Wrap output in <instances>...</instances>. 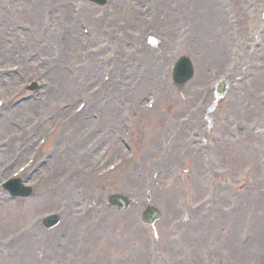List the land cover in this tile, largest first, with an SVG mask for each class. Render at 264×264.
I'll list each match as a JSON object with an SVG mask.
<instances>
[{"label": "rangeland", "instance_id": "obj_1", "mask_svg": "<svg viewBox=\"0 0 264 264\" xmlns=\"http://www.w3.org/2000/svg\"><path fill=\"white\" fill-rule=\"evenodd\" d=\"M63 2L71 13V16L66 18L68 24L73 26L79 37L82 38L78 30L79 23L83 22L82 24L91 31L89 40L85 42V50L91 54L90 60L93 62L90 64L94 65V68L90 72L95 76L88 80L80 77L73 84H67L68 88L66 85L56 87L68 100H57L56 97L62 94L55 91L54 105L37 113L42 118L34 125L32 122L36 115H29L18 122L14 120L20 125L19 131L33 125L32 133L19 137L15 136L16 131L13 129L0 133V181L15 174L21 161L24 162L30 155L23 150V157H20L18 154L22 153V147L33 145L34 137L38 136L39 132L49 133L53 126L57 127L56 135H59V138H56V135L52 138L45 153L52 151L57 142L59 147L77 144V151L74 153L82 155V148L88 147L96 134L86 141L79 140V143L72 136L69 140H61V135H73L68 129L78 126V122H81L78 118L67 124L64 115L68 111L63 114L64 105H70L71 109H74L78 101L83 99L88 93L87 90L101 77L100 71L95 70L97 60L106 61L111 49L120 55L116 63V69L119 65L120 76L98 96V106L91 111L93 117L101 120L99 129L105 131L110 139H114L110 134L111 129L120 133V138H123L126 130L136 129L141 119H147L143 115L147 95H153L157 99V114L153 113L156 115L149 121L146 132L138 131L132 149L137 151L136 160L101 182H87L90 178L89 175L83 176L85 170L82 169L80 160L63 164L62 160L56 157L61 165H56L55 160V173L52 177L39 183L37 187L33 183L36 194L34 198L12 203L13 201H9L7 195L0 190V264H37L35 261L40 258L42 252L51 249L58 253L57 248L64 246L63 240L70 237L67 252L71 243L77 245L84 240V237H78L83 234L82 227L86 228L83 236L89 235L88 238L91 239H87L79 248V255L84 261L93 256L90 247L97 241L94 238H99L98 242L100 238L114 239L123 236L124 231L128 229L131 240L127 236L126 241L127 245L131 246L129 250H125L129 254L132 253V256L125 264H131V258L132 264L137 262L135 256L140 252L143 243L146 246L143 264H147L148 256H151V264H264V179L262 181L258 177L251 178L253 169L257 174L260 169L258 158L264 157V151H258L256 146L264 148V143L258 140V145H254L250 137H244V145L247 144L248 147L247 154L243 164L236 167L234 162L233 166L226 162L228 153L222 150L227 141L235 138L234 131L237 130L238 134H241L245 127H259L261 133L257 135L264 141V0H109L103 7L86 5L78 0ZM71 3L84 6L81 8L80 17L73 15ZM35 6L39 7V24L46 10L56 11L60 7L56 0H0V32H3V39L4 33L8 34L12 24L25 23L19 18L10 21L18 14L17 9L26 8L29 11L30 7ZM8 11L10 13H7ZM90 43H93L92 46ZM102 46L107 49H103V57L99 55ZM220 51L221 56L218 54ZM176 55H186L192 60L195 76L186 86L170 90L165 88L164 81L159 77L163 75L162 77L169 78L167 70ZM230 56L232 57L229 58ZM127 59H130L129 63L125 64L126 61L122 64ZM148 60L153 62V66L156 65L153 69L146 66ZM230 60L239 62L225 99L211 112V98L208 95L203 108L194 112L200 95L206 93V89L226 73ZM241 61L251 67H243ZM76 66L78 65L69 64V69L75 72ZM250 68H255L253 77L246 81L238 80L239 76ZM255 74L262 80H255ZM68 77L71 78V75L68 74ZM114 86L118 88L112 93H115L112 97L109 91ZM237 87L248 92L247 97L251 98H247L248 107L244 102L239 107L231 104L229 106L228 101L230 97L231 100L234 99L232 93L237 92L234 90ZM71 96L75 97L74 102ZM89 114L87 112V117ZM168 122H174V128L166 129ZM176 122L178 125L175 127ZM225 126L228 127L227 132L224 130ZM203 127L207 139H219L216 149L200 136L209 147H213L210 151L202 149V143H199L197 136L199 131L202 133ZM239 127L241 130H238ZM252 132V129L248 130V135ZM85 133L84 130L82 135ZM175 134V145L168 156L163 158L162 154L166 152L170 135ZM119 155L111 154L107 162ZM182 160L185 161L179 162ZM97 162L98 160L96 165ZM107 165L98 166L95 175ZM90 168L89 165L88 172ZM36 170L43 175L44 170L35 167L34 171ZM64 171L73 172L76 177H80L79 180L63 186L59 179L65 176ZM130 178L131 182L128 183ZM241 179L243 191L240 189ZM156 181L160 183L157 190ZM62 189L66 198H57L60 194L56 191ZM105 191L123 194L133 201V205L124 213L107 209L105 212L94 214V205L91 202L96 205L98 197ZM49 201L53 204L48 206ZM148 201L156 205L162 214L152 229L156 235L149 241L150 253L148 234L153 232L140 222V214ZM60 203L68 204V211L73 213L74 220L71 221L76 220L77 225H69L66 218L69 214L64 215L60 224L67 223L66 228L56 235H53L54 232L49 240L45 237L51 235L57 227L50 232L40 227L35 228L23 240L16 242L21 239L17 238L19 229L24 228L30 219L57 211ZM187 205L188 207H185ZM91 207L88 217L78 219L77 213L80 209L86 212ZM17 211L18 216L13 214ZM255 211H259L257 222H251L250 217L256 215ZM130 215L135 218L133 224L131 221H125ZM244 215L247 220L242 219ZM96 225L104 226L103 231L92 230ZM69 229L73 232L70 233ZM14 240L15 244L12 245ZM38 240L43 241V244L37 245ZM134 248L137 249L135 252ZM10 253L14 255L8 257ZM231 254L236 257L232 259ZM48 255L46 259L41 257L44 260L41 264H54L55 260L47 259ZM97 260L95 257V262Z\"/></svg>", "mask_w": 264, "mask_h": 264}, {"label": "bare ground", "instance_id": "obj_2", "mask_svg": "<svg viewBox=\"0 0 264 264\" xmlns=\"http://www.w3.org/2000/svg\"><path fill=\"white\" fill-rule=\"evenodd\" d=\"M57 1V3H58V5L59 6H61V7H63V8H65V6H64V2H63V0H56ZM65 14L67 15L68 13H67V11H65ZM24 17H26L27 18V16H24ZM33 18H35V17H33ZM35 25V24H34ZM68 28H70V26H68ZM71 33V32H70ZM36 35H38V31H36ZM70 36H72V37H74V33L72 34V35H70ZM76 36V39L77 40H72V39H68L67 37H59V38H56V37H54V36H51V35H47L46 36V40H48V41H52V42H55L56 43V48L58 49V50H60V53L62 52V57L63 58H66V56H67V53H68V50H70L72 53H75L76 54V51H77V45H78V36L77 35H75ZM35 37L36 36H30L29 37V39H28V43H29V45H33L34 44V42H35ZM41 43H44V41H42ZM5 46H7V45H5ZM30 50V49H29ZM35 51V50H34ZM218 54L221 56V54H222V52L220 51V52H218ZM73 56H74V54H73ZM0 58H2L3 59V62H5V60L7 59L6 58V56H5V54H4V52L2 53V51L0 50ZM73 58H75V56L73 57ZM71 62H73V61H71ZM153 63V62H152ZM94 73L93 72H90V73H88V72H84V73H82L81 74V77H82V79L83 80H88V78H91V77H93V76H95V75H93ZM49 81H50V84H51V86H49V88H52V92L54 91V89L55 88H53V87H59L60 85L62 86V85H66V87H67V84H69V83H72L73 84V82L68 78V77H66L65 76V71L64 70H61V71H58L57 73H53L52 74V78H50L49 79ZM68 88V87H67ZM63 97H64V99H67V96L66 95H62ZM240 99V98H239ZM239 99H237V101H239ZM49 100L50 101H54V99H53V94H51L50 95V98H49ZM68 100V99H67ZM71 100L72 101H74L75 100V97L74 96H71ZM15 114L17 115V111L15 112ZM111 118H113V116H111ZM79 123V125H78V128H73L74 129V131L75 132H78V131H82L83 130V128H82V126H85V122H78ZM88 123H86V125H87ZM174 123H172V125H173ZM76 134H78V133H76ZM81 141V140H80ZM108 144L110 145V146H112L113 147V150H114V152L116 151H118L119 150V147H118V143L116 142V141H114V140H109V142H108ZM69 151V153L71 154V153H73V150L72 149H69L68 150ZM59 153H60V151H59ZM84 156H86V155H84ZM233 165V164H232ZM89 182H91V180H88ZM55 199H56V196L54 197ZM57 198H59V197H57ZM57 200V199H56ZM50 202V201H49ZM258 210V209H257ZM259 212V211H258ZM18 213V212H17ZM17 213H15V212H13V214L14 215H16ZM69 214V217H67V223H72V221L71 220H74L73 219V217H72V212H69L68 213ZM22 218H20V220H21ZM125 221L126 222H128V221H131L132 222V224L133 223H135V218L134 217H132L131 215L129 216V217H126L125 218ZM65 225H66V223H63L62 225H60L59 226V228H57V230L56 231H58V233H60L62 230H64L66 227H65ZM97 227H95L94 228V230L96 231V232H99V231H103V227L104 226H101V225H96ZM131 226V224L130 225H128V228ZM124 235H125V237L126 236H128L129 238H130V231L128 230V229H126L125 231H124ZM135 239V238H134ZM130 240H131V238H130ZM23 246V245H22ZM125 246V248L127 249V250H129V248H130V246L131 245H124ZM145 249H146V246H145V244L143 243V245H142V248H141V250H140V252L135 256L137 259H139L138 261H143V259H145V254H146V252H145ZM133 250H135V249H133ZM132 250V251H133ZM109 251H110V249H109ZM115 251H110L109 252V254H111V253H114ZM77 255H79L78 253H77ZM96 257H100V258H98L99 259V261H100V263L102 264L104 261H103V259H102V257L100 256V254L99 253H97L96 254ZM231 257H232V259H234L236 256L235 255H233V254H231ZM77 258V257H76ZM105 260V259H104ZM77 264V263H76Z\"/></svg>", "mask_w": 264, "mask_h": 264}]
</instances>
